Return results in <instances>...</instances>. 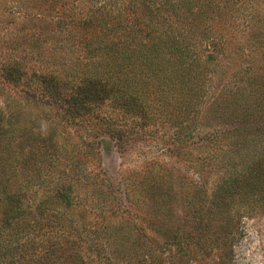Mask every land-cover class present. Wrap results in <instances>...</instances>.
I'll return each instance as SVG.
<instances>
[{"label":"rangeland","instance_id":"rangeland-1","mask_svg":"<svg viewBox=\"0 0 264 264\" xmlns=\"http://www.w3.org/2000/svg\"><path fill=\"white\" fill-rule=\"evenodd\" d=\"M36 1L0 0V67L15 60L39 66L51 55L55 41L42 37L44 52H37L25 38L28 28L19 24L35 14ZM239 5L244 13L253 9L264 16V0ZM225 12L221 8L209 20L221 23ZM255 31V37L237 32L229 50L198 41L202 60L210 62L207 94L193 100L196 110L174 104L169 91L153 95L155 119L122 140L118 129L109 134L100 120L113 117L124 134L134 120L122 112L108 106L91 113L64 99L69 87L58 101L37 78L14 84L0 72V232L14 199V225L25 228L23 251L13 260L59 264L55 256L44 257L49 234L58 231L50 226L74 218L82 235L104 233L102 258L83 252L85 264H264V194L247 200L231 191L264 158V79L260 85L251 81L264 77V40H258L264 32ZM224 96L238 106L248 100L257 115L247 121L210 115ZM50 159L58 164L54 170ZM62 183L72 186L70 208L54 198Z\"/></svg>","mask_w":264,"mask_h":264},{"label":"trees","instance_id":"trees-1","mask_svg":"<svg viewBox=\"0 0 264 264\" xmlns=\"http://www.w3.org/2000/svg\"><path fill=\"white\" fill-rule=\"evenodd\" d=\"M239 1L37 0L33 5L35 14L23 17L19 24L28 28L25 38L29 46L34 44L37 52H44L43 45L46 44L42 37L55 41L51 55L39 66L29 68L24 61L6 62L1 65L0 72L14 84L37 78L45 88L56 92L54 97L57 99H54L58 101L69 87L70 98L64 99L71 100L74 106L84 104L86 111H93L91 113L108 106L122 112L123 117L134 120L124 134L116 123H112L113 117L106 115L100 120L107 133L114 135L118 129V139H126L132 137L137 128L144 129L155 119L154 110L149 105L153 95L169 91L172 99L175 96L174 104L177 100L182 102V109L189 106L196 110L197 104L193 100L204 99L207 94L209 74L206 63L210 62L202 60L198 41L208 47L225 44L229 50V44L237 41L233 40L238 37L237 32H245L251 37H255L258 28L264 32V16L253 14V9L244 13L241 7L245 5H239ZM221 8L226 11L225 18H221V23H213L209 18L214 19ZM242 26L245 28L240 30ZM25 42L19 41L23 45ZM58 42L61 45L56 46ZM263 79L254 77L251 81L260 85ZM262 89L264 91L263 86ZM224 97L223 102L218 97L219 100L211 105L210 115L214 113L224 119L230 113L246 121L257 115L256 105L248 100L242 99L241 106H238L233 98ZM51 160L50 169L54 170L58 164L56 167ZM249 168L250 172L241 185L231 190L239 199L248 200L254 193L264 194V158ZM101 175L106 177L105 173ZM105 177L100 182L104 183ZM77 179L81 180L80 177ZM66 184L59 185L54 198L61 206L70 208L73 205L72 186ZM15 202L14 199L13 209L6 215V224L2 228L4 234L0 232V264H29L21 259L13 260L23 251L22 233L25 230L14 225L19 212ZM222 203L225 204L226 200ZM50 227L58 228V231L49 234L45 259L55 256L59 264H85L83 252L102 258L100 253L107 248L102 231L82 235L74 218L66 224H51ZM59 228L64 231L60 233ZM67 230L72 235L67 234ZM72 237L77 240L71 241ZM82 244L88 250L80 252ZM30 261L40 264L32 258ZM106 262L111 260L106 258Z\"/></svg>","mask_w":264,"mask_h":264}]
</instances>
